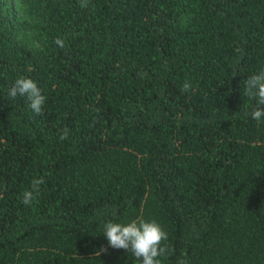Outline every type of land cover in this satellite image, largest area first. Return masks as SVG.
<instances>
[{
	"label": "trees",
	"instance_id": "16d2710c",
	"mask_svg": "<svg viewBox=\"0 0 264 264\" xmlns=\"http://www.w3.org/2000/svg\"><path fill=\"white\" fill-rule=\"evenodd\" d=\"M82 2L0 0V264H141L103 235L141 219L160 264H264V0Z\"/></svg>",
	"mask_w": 264,
	"mask_h": 264
},
{
	"label": "clouds",
	"instance_id": "9594fccd",
	"mask_svg": "<svg viewBox=\"0 0 264 264\" xmlns=\"http://www.w3.org/2000/svg\"><path fill=\"white\" fill-rule=\"evenodd\" d=\"M80 6L81 8L87 7V0H83ZM54 43L60 48L65 47L64 40L61 38H57ZM243 85L244 95L249 99H254L258 105L264 106V69L248 77L243 82ZM191 89L192 84L189 81L184 82L181 86L182 92H188ZM7 95L12 99H15L17 96L26 97L31 112L35 115L42 114L46 97L42 94L37 83L31 78H17L13 85L8 88ZM250 116L257 122L261 121V118L264 117V107L254 108ZM68 134L69 130L65 128L60 134V139H67ZM43 182L42 178L33 179L30 182V189L23 192L21 202L25 205L30 204L35 198L34 193L39 191V187ZM103 235L109 247L113 249H124L127 252H131L141 264H160L157 257L163 255L167 251V249L161 245L163 241L167 240L168 235L155 220H132L127 224L107 222L104 224ZM106 251L107 250L101 246L97 255H99L100 252ZM180 264H186V262L181 261Z\"/></svg>",
	"mask_w": 264,
	"mask_h": 264
}]
</instances>
